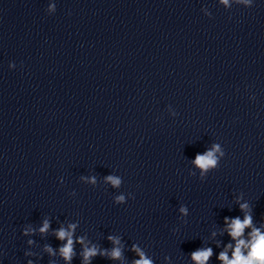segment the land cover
<instances>
[{
	"label": "clouds",
	"instance_id": "clouds-1",
	"mask_svg": "<svg viewBox=\"0 0 264 264\" xmlns=\"http://www.w3.org/2000/svg\"><path fill=\"white\" fill-rule=\"evenodd\" d=\"M254 0H218V4L224 9L229 10L233 5L252 7ZM46 13L51 15L56 11L54 2H50L46 8ZM201 12L204 16L211 18L212 13L207 7H202ZM10 68L15 67L14 64L9 65ZM254 99L255 97H251ZM168 112L172 117H176L178 113L169 105ZM225 157V150L220 143H211L203 153H197L195 158L190 160L193 168L199 172V179L205 180L208 173L214 171L220 166L221 160ZM196 171H191L190 175L195 176ZM80 180L93 187L97 186V177L95 175H81ZM61 183L63 179L61 178ZM103 183L109 185L112 189H120L123 180L116 174H109L103 177ZM73 191L70 195L75 196ZM132 197L131 193L127 196L124 193L115 195L113 200L116 205L126 204L127 198ZM134 198V197H132ZM234 204L238 206L239 211L243 214L236 217H224L223 227L219 235L227 234L230 238L229 242L224 244L222 241L216 242V247L221 248L216 259L221 264H264V218H262L259 226L253 223V209L250 203L245 199L244 193L233 194ZM180 217H187L189 210L187 206L181 205L178 208ZM79 227V221L61 223L58 228H52V222L49 217L45 216L38 227L32 223L25 224L22 229V235L30 237L27 239L28 249L25 250V257H36L39 254L32 250L36 245V241L31 237L39 236L46 238L51 233L60 245L54 248L50 244H44L41 252L47 254L51 259L49 264H57V258L63 264H72L73 260L80 258V264H93V260L99 256L111 262V264H126L125 243L119 234H109L106 239L111 244L110 248H104L101 244L93 242L85 235H76ZM247 230V231H246ZM217 231H212L210 236L215 238ZM79 245V252H77ZM128 251L134 253L138 259H132L131 264H154V260L146 251L137 243H132ZM214 251L212 247L202 246L189 254L191 264H208L212 259ZM165 264H171L169 256L164 257ZM27 264H34L32 259L27 260Z\"/></svg>",
	"mask_w": 264,
	"mask_h": 264
}]
</instances>
